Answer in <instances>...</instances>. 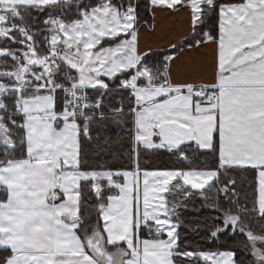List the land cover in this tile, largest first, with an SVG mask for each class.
<instances>
[{
	"label": "snow or ice",
	"instance_id": "6c2138e0",
	"mask_svg": "<svg viewBox=\"0 0 264 264\" xmlns=\"http://www.w3.org/2000/svg\"><path fill=\"white\" fill-rule=\"evenodd\" d=\"M0 264H264V0H0Z\"/></svg>",
	"mask_w": 264,
	"mask_h": 264
},
{
	"label": "trees",
	"instance_id": "16d2710c",
	"mask_svg": "<svg viewBox=\"0 0 264 264\" xmlns=\"http://www.w3.org/2000/svg\"><path fill=\"white\" fill-rule=\"evenodd\" d=\"M118 141V138H121ZM111 138L114 143L111 145L112 152L111 154L104 155L99 159L96 158L95 153L91 154V158L89 159V163H107L109 165H119L123 167H129L128 163V153L130 151V144L128 141L127 135L120 131L119 129H112ZM118 141V142H117ZM174 158H169L167 155L155 156L150 154L141 155V164L142 167H146L149 170L155 168H163V167H171L173 165ZM214 156L210 153L202 155L198 161V165L203 164L206 166H214ZM242 195H247L249 199L254 195L255 192V174L248 173L247 179L242 182V185L239 186ZM216 215V213L209 211H204L200 215L189 214L184 217L187 224L195 227L196 223L199 222L203 224V222L210 216ZM182 239L186 237L187 243L191 247L200 246L205 250L211 249L215 250L216 245H209L206 242L205 236L206 233L203 231L192 232L189 231L188 227H182L180 229Z\"/></svg>",
	"mask_w": 264,
	"mask_h": 264
}]
</instances>
